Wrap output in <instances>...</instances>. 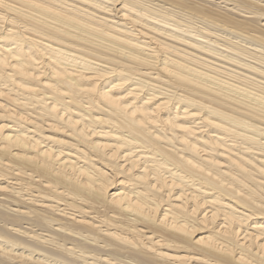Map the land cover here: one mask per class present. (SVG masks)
Returning <instances> with one entry per match:
<instances>
[{"label": "bare ground", "instance_id": "1", "mask_svg": "<svg viewBox=\"0 0 264 264\" xmlns=\"http://www.w3.org/2000/svg\"><path fill=\"white\" fill-rule=\"evenodd\" d=\"M0 264H264V0H0Z\"/></svg>", "mask_w": 264, "mask_h": 264}]
</instances>
